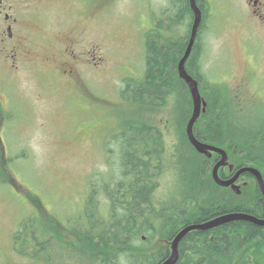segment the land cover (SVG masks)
I'll return each instance as SVG.
<instances>
[{
	"label": "rangeland",
	"instance_id": "1",
	"mask_svg": "<svg viewBox=\"0 0 264 264\" xmlns=\"http://www.w3.org/2000/svg\"><path fill=\"white\" fill-rule=\"evenodd\" d=\"M32 3L40 14L38 25L61 36L56 46L65 52L61 53L63 59L77 57L73 64L76 77L58 78L54 70L43 69L40 72L22 69L13 76L0 74V100L6 108L2 114L16 115L0 121L3 143L0 146L5 149L2 154L11 160L10 166L4 165L5 172L12 174L16 182L15 186L0 180V264H93L90 252L80 242L69 250L58 246L50 252L47 249L38 258L15 253L12 237L22 228L25 218L29 229H43L40 215L25 195L27 191L37 194L45 208L70 230L82 227L97 233L94 226L101 222L103 214L94 216L93 228L86 225L85 199L93 189L90 180L103 183L111 168L115 174L119 172L120 146H126L124 137L127 142L142 139L143 143L146 138L141 135L139 125L130 128V116L140 121L143 110L121 98L124 79L142 77L146 33L168 25L173 16L160 17L157 6L165 5L166 0H33ZM238 5L239 0L222 12L216 4L214 11L220 20L215 18V23H209L201 35L202 71L211 82L223 85L232 98L233 92L244 98L258 93L257 102L264 106L263 30L255 24L251 31L239 19L229 20L228 10ZM156 19L160 20V26L155 25ZM176 25L171 35L183 36L186 26ZM246 73L252 75L255 84L241 90ZM174 106L172 95L164 107L148 115L151 126L157 128L152 133L167 149L153 194L158 210L178 206L180 200L176 194L180 174L172 159L177 143ZM124 129L125 135H121ZM183 164L179 167L182 178L191 185L187 181L191 175L186 170L189 164ZM182 187L189 191L183 181ZM95 188L97 204L107 212L110 200L103 188ZM158 223L156 218L149 219L151 226L158 227ZM155 233L151 227V231L142 234L144 238L149 234L150 241H154ZM65 238L69 242L76 240L70 233ZM47 255H51L50 262ZM119 264H125L123 258Z\"/></svg>",
	"mask_w": 264,
	"mask_h": 264
},
{
	"label": "trees",
	"instance_id": "2",
	"mask_svg": "<svg viewBox=\"0 0 264 264\" xmlns=\"http://www.w3.org/2000/svg\"><path fill=\"white\" fill-rule=\"evenodd\" d=\"M174 3L183 12H188L184 4L176 0ZM169 11L163 10L160 17L164 18L165 15L172 18ZM178 20L171 19L168 25L160 24L159 29L153 28L146 33L144 73L141 78L124 79L121 98L131 105H140L139 108L143 110L140 121L130 116V128H134L135 124L139 125L141 135L146 138L143 143L142 139L127 142L124 137L126 146H120L119 172L115 174V169L111 168L107 177L103 178V183L97 184L90 180L89 184L93 189L85 199L88 218L86 225L93 223L94 216L103 214L100 216L101 222L94 226L98 229L97 233L82 227L70 230L57 215L45 208L37 194L27 191L25 197L32 201L30 202L40 215L43 229H29V221L25 218L21 222L22 228L12 237L16 254L38 258L47 249L50 252L58 246L69 250L70 247L74 248L76 242H80L90 252L89 261L93 264L97 261L100 264H119L120 258L124 259L125 264H159L169 256L172 238L188 224L201 223L230 212H245L264 218V198L259 186L240 187V193H236L229 186H220L213 178L209 159L188 139L186 128L192 114L193 101L188 87L179 77L178 65L188 45L190 29L186 26L183 36H172L171 33L176 29L174 25L177 24L178 28L181 25ZM205 28L206 26H201L185 64L188 73L197 79L200 93L207 102L206 111L201 113L195 123L194 132L199 137L197 126L203 128L206 122L203 132L210 136L207 141L223 146V133L228 136L227 144L233 145L235 133L230 128L222 131L220 124L224 120L231 125L233 121H237L235 105L230 103L231 96L227 89L221 84L211 82L202 71L201 35ZM172 95L175 96L176 103V122L174 120L173 124L177 123L174 124L177 126V143L172 159L180 174V188L179 191L176 189L180 200L177 201L178 206L158 210L153 203V194L158 185L157 179L163 171L162 162L167 149L152 133L157 128L151 126L148 115L164 107ZM254 111L260 117L264 116L263 105L258 104ZM261 125L262 122L257 129L260 132L264 129ZM121 135H125V129ZM259 144L263 145L259 153L264 155V140ZM230 149H234V146H230ZM2 153L0 152V180L4 179V183L16 186L14 176L5 172L4 165L10 166L11 160ZM231 153L233 155H230L229 160L235 165L240 159L235 155V150ZM244 159L252 160L249 155H244ZM183 163L189 164L186 170L191 175L187 181L191 185L186 183V178H182L179 167ZM182 181L189 191L183 189ZM95 187L103 188L110 200L107 212L102 211L97 204L98 191ZM151 217L159 220L158 227L149 224ZM151 227L157 235L154 241H150L149 234L145 238L142 234L144 231H151ZM68 233L74 235L76 240L69 242L65 238ZM46 259L50 262L51 255H47ZM176 264H264V226L247 220H233L209 230L190 231L180 241Z\"/></svg>",
	"mask_w": 264,
	"mask_h": 264
},
{
	"label": "flooded vegetation",
	"instance_id": "3",
	"mask_svg": "<svg viewBox=\"0 0 264 264\" xmlns=\"http://www.w3.org/2000/svg\"><path fill=\"white\" fill-rule=\"evenodd\" d=\"M174 1L175 0H166L165 5H158L157 7L161 12L164 9L167 10V12L170 10V12H172L170 15L173 16V19L176 21L179 19L178 22L181 25L189 27L191 32L195 14L191 8L190 0H176L180 4H184L188 12L187 10L183 12L182 8L179 9ZM196 1L202 13L201 24L198 30L199 33L201 26L203 27L207 26L209 23H215V18L220 20V17H218L214 11L216 4H218L222 12H224L229 5H233L237 0ZM32 2L33 0H0V74L13 76V74L15 75L22 69H27V71L35 70L36 72H40L41 69H43L47 71L54 70L58 74V78L65 77L66 75L70 76V78H75L76 71L73 64L76 63L77 57L73 58L74 56H72V60L69 61H67L66 58L63 59L61 53L65 52L56 46V42L61 41V36L56 33L50 34L44 27V29H42L41 25H38L39 22L37 20L40 14L36 12V8H34L35 3ZM240 4L241 6H239ZM239 5L228 10L227 13L230 16L229 20L231 19L233 22V20L239 19L246 24L247 29L249 30L250 28L251 31H253L254 25L256 24L263 30L262 34H264V0H239ZM154 23L158 26L161 24L159 19H156ZM67 36V33H65L64 38ZM258 37L261 38L260 35ZM69 38L70 37H68L67 41H69ZM256 39V41L260 42L257 37ZM70 41H72V39ZM254 81L255 79L252 75H247L246 73V77L240 84L242 87L241 90L251 87L255 84ZM233 93L234 96L233 98L231 97L230 103L235 105L234 112L238 119L236 121L234 118L235 121L232 122V125L224 120L220 126L222 131L227 130V128H230V131L233 130L232 133H235L234 144H227L226 139L228 136L222 132V135H224L223 146L207 141L210 136L207 132H203L205 131L206 122H204L205 125L203 128H200L199 125L197 126L199 137H197V135L196 137L206 144L224 149L229 159L231 157L230 155H233L231 151L235 150V155L240 161L234 165L231 164L229 160L230 162H228L227 165H221L219 167L218 172L223 179L230 178L239 169L249 166L260 170L264 177V155L259 153L263 146L259 144V142L264 140V129H261V132L257 130L261 122V128H264V116L260 117L254 111V107L259 104L257 102L259 95L258 93L248 94L247 97L244 98L243 95L240 96V94L236 92ZM3 106L4 104L0 100V121L5 118H13L16 116H14V114L3 115L2 113L6 111V108ZM225 116L223 117L224 119ZM229 118L233 120L232 117L229 116ZM209 127L211 128V126ZM0 144H3L1 139ZM230 146H234V149H230ZM0 152H4V147L0 146ZM244 155H249L252 160L244 159ZM221 157V154L215 151H212L211 156L207 157L211 170H213L215 164L220 161ZM230 165H233V168H231ZM236 184L240 187L249 185L259 186L256 177L248 171L240 174L236 180Z\"/></svg>",
	"mask_w": 264,
	"mask_h": 264
},
{
	"label": "water",
	"instance_id": "4",
	"mask_svg": "<svg viewBox=\"0 0 264 264\" xmlns=\"http://www.w3.org/2000/svg\"><path fill=\"white\" fill-rule=\"evenodd\" d=\"M190 4L195 14L194 23L191 28L188 45L178 65L179 77L183 79L186 86L188 87V90L191 94L192 101H193L192 114L187 122V128H186L188 139L191 142V144L200 153H203L207 156H211L212 151H215L221 154L222 157L220 161L217 164H215V166L213 167V177L216 183H218L221 186H225V187L230 186L236 193H240L241 192L240 186L236 184V180L238 179L241 173L248 171L256 177L259 188L264 198V179H263L262 173L258 169L254 167H250V166L244 167L242 169H239L232 177L228 179H223L222 177H220L218 171L221 165H227L228 154L226 153L224 149L220 147L209 145V144H206L200 141L195 135V132H194L195 123L199 119L201 113L206 111L207 103L203 99L200 93V88H199L197 79L188 73V71L186 70V66H185L186 61L192 51L193 45L196 41L198 30L200 28L201 19H202L201 9L197 5V1L190 0ZM231 168H233V165H231ZM233 220H247L255 224L264 226V218H257L254 215H251L245 212L225 213L220 216L214 217L210 220L201 222V223H193V224L186 225L181 230H179V232L171 240L169 256L167 257V259H165L159 264H176V262L179 259L180 241L188 232L193 231V230H200V231L209 230L216 226L228 223Z\"/></svg>",
	"mask_w": 264,
	"mask_h": 264
}]
</instances>
